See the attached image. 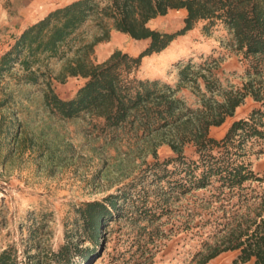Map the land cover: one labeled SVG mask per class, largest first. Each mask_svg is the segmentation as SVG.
Here are the masks:
<instances>
[{"label": "trees", "instance_id": "obj_1", "mask_svg": "<svg viewBox=\"0 0 264 264\" xmlns=\"http://www.w3.org/2000/svg\"><path fill=\"white\" fill-rule=\"evenodd\" d=\"M180 10L187 12L180 30L150 26ZM201 23L205 35L222 27L223 45L248 61L242 86L225 83L220 76L222 59L213 55L200 62H179L174 85L138 76L145 58L164 52ZM113 32L149 44L138 56L116 50L106 61L96 62V47L110 41ZM13 41L0 56V85L12 78L17 84L36 86L45 114L61 121H97L113 137L127 136L128 159H144L146 169L137 181L78 210L93 251L112 223L140 219L150 225L172 214L175 201L190 197L194 205L184 207L181 228L211 227L193 257L196 264H209L227 252H238L232 264H264V176L250 161L259 153L254 152L256 142L264 140V0H74L28 26ZM71 78L84 83L72 98L63 99L54 83L65 84ZM249 97L261 107L235 120L222 139L211 136V129L234 118ZM11 98L2 100L0 108ZM163 146L170 147L173 156L161 161L158 150ZM150 156L152 163L146 161ZM132 206L135 217L127 214ZM149 225L141 226L134 240L127 239L136 251L126 252L140 253L133 264H155L150 244L160 231L149 230ZM7 253L0 255V264H12ZM77 253L84 255L83 250ZM128 253L118 250L111 263L131 264L134 256ZM102 254L96 252L95 258ZM72 256V247L65 244L54 255L55 263L72 264Z\"/></svg>", "mask_w": 264, "mask_h": 264}, {"label": "rangeland", "instance_id": "obj_2", "mask_svg": "<svg viewBox=\"0 0 264 264\" xmlns=\"http://www.w3.org/2000/svg\"><path fill=\"white\" fill-rule=\"evenodd\" d=\"M72 1L0 0V56L14 44V37L28 26ZM185 17V12L173 11L152 21L150 26L175 32L183 28ZM203 26L201 23L179 37L166 51L145 58L138 76L160 78L174 85L179 62L191 58L200 62L201 57L213 55L222 59L220 76L225 83L242 86L248 61L223 45L221 39L226 34L222 27L205 35ZM148 44V41H136L113 32L110 41L96 47L95 61H106L116 50L138 56ZM83 83L82 79L71 78L65 84L55 82L54 88L60 97L70 99ZM184 94L190 103L195 101L189 91ZM10 95V103L0 108V255L8 252L12 264H56L54 255L63 245L69 244L73 249L72 264H112L111 255L118 250L135 252L136 247L127 239L134 240L141 226H148V222L124 219L112 223L99 238L101 246L93 251L94 243L89 240L78 216V210L85 203L103 202L119 194L146 169L144 159L132 161L124 155L127 136L118 133L113 137V132L102 131L99 123L88 117L72 121L50 117L44 113L42 95L36 86L17 84L14 79L7 78L0 85V102ZM260 107L253 98H247L234 118L211 129V136L222 139L235 120L247 118ZM254 152L259 153L250 158L253 169L264 176V140L256 142ZM158 155L163 161L173 156V152L170 147L163 146ZM187 155H193L192 148ZM146 161L152 163L154 158L150 156ZM193 202L190 197L177 200L172 214L150 223L149 230L158 228L160 231L154 244H150L155 264H196L193 257L202 249L211 227L189 231L181 228L184 207L194 205ZM127 214L136 216L133 206ZM77 250H83L84 255H78ZM90 252V260L84 262ZM96 252L103 254L96 259ZM127 256H134L133 264L140 253ZM237 256L238 252H227L209 264H232Z\"/></svg>", "mask_w": 264, "mask_h": 264}, {"label": "crops", "instance_id": "obj_3", "mask_svg": "<svg viewBox=\"0 0 264 264\" xmlns=\"http://www.w3.org/2000/svg\"><path fill=\"white\" fill-rule=\"evenodd\" d=\"M180 11H183V12H185L186 13V15H187V12L185 11V10H180ZM173 12V11H172ZM171 13V12H170ZM191 32V31H190ZM166 51V50H165ZM239 109V108H238Z\"/></svg>", "mask_w": 264, "mask_h": 264}, {"label": "bare ground", "instance_id": "obj_4", "mask_svg": "<svg viewBox=\"0 0 264 264\" xmlns=\"http://www.w3.org/2000/svg\"><path fill=\"white\" fill-rule=\"evenodd\" d=\"M95 264H97V262H95Z\"/></svg>", "mask_w": 264, "mask_h": 264}]
</instances>
